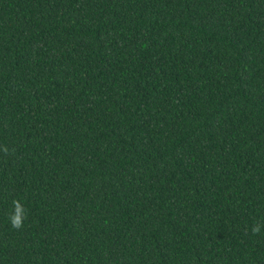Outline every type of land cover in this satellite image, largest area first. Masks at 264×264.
I'll list each match as a JSON object with an SVG mask.
<instances>
[{
	"label": "trees",
	"instance_id": "1",
	"mask_svg": "<svg viewBox=\"0 0 264 264\" xmlns=\"http://www.w3.org/2000/svg\"><path fill=\"white\" fill-rule=\"evenodd\" d=\"M0 264H264V0H0Z\"/></svg>",
	"mask_w": 264,
	"mask_h": 264
},
{
	"label": "clouds",
	"instance_id": "2",
	"mask_svg": "<svg viewBox=\"0 0 264 264\" xmlns=\"http://www.w3.org/2000/svg\"><path fill=\"white\" fill-rule=\"evenodd\" d=\"M14 223H16V222H14ZM16 226H17V227H19V224H18V223H16ZM256 230H258V229H256Z\"/></svg>",
	"mask_w": 264,
	"mask_h": 264
}]
</instances>
